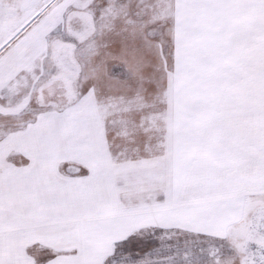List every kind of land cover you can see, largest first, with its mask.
I'll list each match as a JSON object with an SVG mask.
<instances>
[{"label": "snow or ice", "instance_id": "6c2138e0", "mask_svg": "<svg viewBox=\"0 0 264 264\" xmlns=\"http://www.w3.org/2000/svg\"><path fill=\"white\" fill-rule=\"evenodd\" d=\"M0 264H264V0H0Z\"/></svg>", "mask_w": 264, "mask_h": 264}]
</instances>
